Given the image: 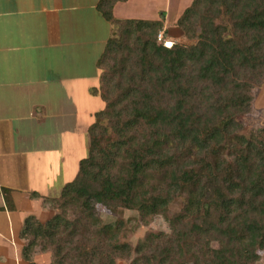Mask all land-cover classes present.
I'll use <instances>...</instances> for the list:
<instances>
[{
  "label": "trees",
  "instance_id": "1",
  "mask_svg": "<svg viewBox=\"0 0 264 264\" xmlns=\"http://www.w3.org/2000/svg\"><path fill=\"white\" fill-rule=\"evenodd\" d=\"M126 1L98 4L113 31L99 60L106 107L90 128L88 157L50 206L55 215L24 219L23 260L51 253L52 264H117L135 254L130 264H259L264 128L239 136L237 120L264 83V0H193L176 24L189 44L168 47L158 42L165 13L115 18ZM0 194L1 210L14 212L12 190ZM177 199L171 233L135 247L121 241L122 221L97 216L98 207L164 215Z\"/></svg>",
  "mask_w": 264,
  "mask_h": 264
},
{
  "label": "crops",
  "instance_id": "2",
  "mask_svg": "<svg viewBox=\"0 0 264 264\" xmlns=\"http://www.w3.org/2000/svg\"><path fill=\"white\" fill-rule=\"evenodd\" d=\"M99 2L0 0V191L12 190L15 203L3 212L0 194V241L14 240L24 211L36 214L51 195V175L68 172L70 159L78 171L87 151L104 108L99 60L113 35ZM132 2L117 4L115 18L138 19Z\"/></svg>",
  "mask_w": 264,
  "mask_h": 264
},
{
  "label": "rangeland",
  "instance_id": "3",
  "mask_svg": "<svg viewBox=\"0 0 264 264\" xmlns=\"http://www.w3.org/2000/svg\"><path fill=\"white\" fill-rule=\"evenodd\" d=\"M191 3L192 0H167V3L166 0H145L143 5H140L139 7V4L135 3L133 0L131 9L139 20L145 21L159 20L160 13H165L164 31H167V36L164 35V31L161 32L163 35V41H158L159 43L169 42V44L173 45L174 40H181L185 44H189L183 39L182 32L177 28L176 24ZM97 95L101 99L99 92ZM253 97L254 100L250 105L247 114L237 120V125L240 127L238 132L239 136L247 137L251 132L264 128V83L255 86ZM103 104L104 108L99 113L105 110L106 105L104 102ZM96 116L94 123L96 122ZM91 126L88 129L87 151H82L79 154V159L82 160L88 157ZM70 162L68 164L70 168L68 172L66 171L59 175H51L52 183L55 187L52 190L51 195L47 198V201L42 200L44 201L42 202L43 208H40V210L38 209L36 214L27 208V211H24L26 217L29 215H35L41 223H45L55 215V212L50 208L52 202L55 198L60 196L62 187L66 183L73 181L77 176L76 173L78 171L74 168V164L72 163L74 162V159H70ZM182 205V201L177 199L165 210L164 215L156 214L154 216L149 214L142 216L139 212L125 210H119V212L114 215L104 208L98 207L97 216L101 219V222L104 225L115 226L117 221H122L123 229L121 232V241L135 247L137 244L143 243L149 236H157L162 233L170 234L172 230L169 220L179 213ZM19 224L20 223L16 221L15 230H19L20 232L23 228L24 221L21 227ZM17 231L13 241L11 238L9 239L6 237L2 238L0 241V264H28L23 260L22 256V248L25 245V242L19 239V233H17ZM211 247L212 249L219 250L222 246L219 243H213ZM136 257L137 256L133 254L130 260L118 261L117 264H130ZM260 257L261 260L259 264H264V252L260 254ZM34 259L38 264H52L53 261L51 253H38Z\"/></svg>",
  "mask_w": 264,
  "mask_h": 264
},
{
  "label": "built area",
  "instance_id": "4",
  "mask_svg": "<svg viewBox=\"0 0 264 264\" xmlns=\"http://www.w3.org/2000/svg\"><path fill=\"white\" fill-rule=\"evenodd\" d=\"M158 41L159 42H162L163 41V35L161 33L158 35ZM168 44H169V42H165L164 43V45L167 46V47H168Z\"/></svg>",
  "mask_w": 264,
  "mask_h": 264
}]
</instances>
